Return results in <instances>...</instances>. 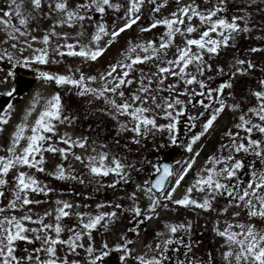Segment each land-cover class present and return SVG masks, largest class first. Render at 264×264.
<instances>
[{"label": "snow or ice", "instance_id": "6c2138e0", "mask_svg": "<svg viewBox=\"0 0 264 264\" xmlns=\"http://www.w3.org/2000/svg\"><path fill=\"white\" fill-rule=\"evenodd\" d=\"M174 3L176 11L163 16L159 14L167 9L169 0H127L126 6L122 0L116 3L113 0H30V10L24 0H8V10L0 8V25L7 37L0 40V44L7 45L0 49V60L12 62L15 59L8 48L21 56L31 50L30 56L23 57L26 66L60 63V60L52 59L53 54L61 58L66 55L77 57L85 63L98 62L117 38L133 26L139 25L141 33L162 27L164 32L158 40L129 41L121 59L109 62L105 71L98 75H86L80 68H69V74L39 71V77L57 88L74 90L78 97L102 100L104 108L100 111L117 125L114 138L117 146L125 134H131L126 137L131 144L140 145L149 136L167 133L171 144L181 143L191 154L190 159L183 162L186 167L179 175L169 164L162 167L153 164L149 179L142 184L136 183L135 189L128 194L130 207L108 202L97 204L95 214L74 212L81 205L57 199L55 208L41 216L34 213L33 208L49 202V194L55 189L38 179L39 174L57 181L95 184V190L99 191L134 183L132 172L139 173L142 168L129 162L127 156L113 152L107 143L95 140L91 148L93 154L78 155L75 149L87 151L89 138L74 139L67 132L60 134L59 126L74 123L61 93L57 91L46 99L38 112L39 97L34 98L21 121L14 126L6 145H0V153H3L0 154V264H109L108 258L113 252L119 253L120 264H264V227H257L256 223L264 225V79L257 81L258 90H250L255 104L245 110L239 102L228 104L225 90L233 88L235 76L248 75L256 68L251 60L235 59L227 74L224 67L217 66V75H229L230 78L216 87L210 83L214 77L208 75L213 72V59H218L222 50L234 48L240 33L251 32V15L238 8L245 14L232 15L229 20V0H215L211 7L203 9L196 0L189 4H183L182 0H174ZM203 3L207 5L211 0H203ZM254 3L256 0H248L249 6ZM145 6L152 16L149 26L142 23ZM45 8L48 19L54 14L58 19L38 40L32 35L30 25L36 19L33 13L44 14ZM109 10L123 12L113 21L111 30L105 19ZM14 19L18 24L13 22ZM194 19L199 20L203 31L192 24ZM118 20L123 24L117 28ZM85 21L94 26L88 44L69 43L66 32H57V28L78 25L81 29L78 35L83 36ZM193 34H198V38H192ZM177 36L184 38L182 45L176 43ZM52 37L64 43L57 44L50 52ZM35 43L44 47H34ZM249 51L257 53L264 49L253 47ZM261 71L264 72V68ZM6 82L0 79V83ZM97 84L99 87L93 86ZM15 91L13 88L0 95L13 97ZM197 104L203 111L187 118L189 131L197 126L200 130L192 133L189 140L180 141L178 125L189 107L195 108ZM17 110L12 103L0 109V133L7 130ZM226 110L240 115L235 117L232 127L222 133L219 147L206 159L204 166L195 170L194 179L182 198L174 199L181 182L193 171L201 155V151H194L193 146L210 134ZM34 113L36 118L29 123ZM158 120L167 123H158ZM45 154L59 155L61 159L52 172L46 168ZM72 161L79 162L83 171L77 172ZM110 175L112 182L105 184V178ZM141 192L149 201L146 207H141L137 195ZM193 193L201 195L202 200L193 198ZM40 197H49V200ZM222 200L226 204L223 214L235 208L238 211L233 214V220L244 214L249 222H225L223 229L217 222L213 230L224 243L215 253L196 256L195 249L200 247V242L192 239L191 221H162V228L154 230L151 241L145 243L146 251L138 253L132 247L135 241L127 233L139 237L142 225L160 219V209L176 205L204 212L221 211L216 206ZM104 208L112 210L102 211ZM17 212H23V215L18 216ZM73 215L76 222L68 225L65 218L71 219ZM121 217L127 218L131 225L126 233L118 237L114 246L104 241L97 247L94 233L112 231V226L120 222ZM65 233L67 238H64ZM28 245L33 246L31 250ZM70 256L76 258L69 259Z\"/></svg>", "mask_w": 264, "mask_h": 264}, {"label": "rangeland", "instance_id": "374dc122", "mask_svg": "<svg viewBox=\"0 0 264 264\" xmlns=\"http://www.w3.org/2000/svg\"><path fill=\"white\" fill-rule=\"evenodd\" d=\"M26 7L30 10V0H24ZM75 2V0H73ZM121 2V0H113V3ZM122 2L127 5V0H122ZM192 0H182L183 4H189ZM196 3L201 5V8L211 7L212 3H215V0H211V3L205 5L203 0H196ZM0 8L8 10V0H0ZM229 11L227 13V18L231 20L232 15H244L245 11L251 15V23L249 27L252 29L249 33H240L237 36L235 41V47H229L222 50V53L218 59H213V72L208 73L214 77L211 81V86L216 87L220 83L227 81L230 77L229 75H217L215 69L217 66L224 67L225 73L229 72V66L234 62L235 59H245L251 60L256 68L249 71L248 75H237L232 79L233 88L225 90V99L228 104L241 103V106L246 110L247 107L255 104V99L251 95L250 90H258L259 84L257 81L259 79H264V72L261 71L264 68V52L252 53L249 51L250 48L256 47L264 49V0H256V3L249 6L248 0H229L228 5ZM238 8H243L245 11H238ZM173 11H176V5L174 0H169V6L166 10H162L163 15H170ZM144 19L142 21L144 26H149L152 22V16L149 13L148 7L145 6L144 10ZM47 8H45V13H33L36 16V19L32 21L30 29H32V35L36 36L39 39L42 38L44 34L47 33L50 26L55 23L58 17L54 14L51 19L46 17ZM121 13H116L112 10H109V13L106 14L105 19L110 26L113 24V21L116 20L117 16L122 15ZM98 16V14H94ZM14 23L18 24V20H13ZM241 26L243 22L241 21ZM123 24L122 20L116 21V27H120ZM192 24L200 28V22L197 19L192 21ZM81 31L77 25L75 28H68L67 26L63 28H57L59 33H67L69 36V43H76L79 41L81 44H88L91 35L94 31V26H90L88 21H85V30L84 35L79 36L78 33ZM200 31H203L200 28ZM164 29L159 27L154 29L149 33H141L140 26H133L132 29L126 30L125 33L121 34L117 40L112 44L108 51L98 60V62L85 63L80 58L65 56L63 58L53 54L52 59L60 60V63H49L47 65H38L33 64L26 66L23 63V57L30 56L31 50H26L21 56L15 50L8 48L9 52H13L15 59L12 62L7 60H0V79H5L6 83H0V94L6 93L13 88L16 89L13 97H8L6 95H0V109L6 107L8 103H12L17 107V112L15 113L11 124L8 126L7 130L4 133H0V145H6L7 139L10 136L11 132L14 130V126L21 121L24 111L30 106L34 101V98L39 97V102L37 105V112L42 109L43 104L46 99L50 98L57 91L61 93L63 103L66 105L67 113L74 117V123L71 126H59V132L63 135L67 132L74 139L82 136H87L89 138V147L85 151L83 149H75L78 155L87 156L93 154L91 148L94 146L93 141L99 143H107L113 152H118L121 156H127L128 161L134 163L137 168H142V171L139 173L133 171L132 177L134 183L128 185H118L115 190L111 188H103L99 191H96L95 184H79L74 181H57L51 176H44L43 174L38 175V179L42 180L44 183L48 184L50 187L55 189V192L50 193V201L42 203L33 208V212L39 215H43L46 211H50L55 208L54 201L57 199H62L69 201L73 204H79L81 207L79 209H74L73 211H89L95 214L96 205L99 203H108L112 204L121 203L125 207L131 206V201L127 199L128 194H130L135 189L136 183H143L144 180L149 179L150 173L153 172L152 165L156 164L154 161H149L147 158L150 155H157L159 160L169 161L172 157L178 158L173 162L174 171L177 175L183 171V162L189 160L191 154H189L181 143L173 145L167 138V133L161 135L157 133L155 137L149 136L146 140L142 141L140 145L129 146L134 150L128 151L124 147L127 136L120 138V145H114V138H116V122L111 120L107 115L103 114L100 110L104 108V103L102 100H92L91 97H78L75 95V91H66L65 88H57L52 83H46L39 77V71H48L51 73L59 74H69L68 69L73 70L80 68L84 71L86 75H98L101 72H104L107 68L109 62H116L121 59V53L128 47V42L139 43L142 41L150 39H159L163 34ZM214 35V34H213ZM260 37V39H257ZM7 37L3 31V25H0V40H4ZM192 38H198V34H193ZM107 39V38H106ZM183 37L177 36L176 43L183 44ZM64 43L63 40H57L56 37H52L51 47L49 51L56 47L57 44ZM34 47H44L41 43H35ZM7 47V45L0 44V49ZM194 47V46H193ZM171 58V53H169ZM19 61V63H17ZM140 68H145L144 65H140ZM13 73L12 76H9L8 73ZM78 76L79 73H76ZM138 75V73H137ZM99 87V85H93ZM70 88L71 86H66ZM136 85H133L135 88ZM73 96V98H71ZM71 98V99H68ZM200 98L197 97V100ZM91 101V102H89ZM247 101V103H245ZM68 102V103H66ZM203 111V109L197 104L195 108L191 106L188 109L185 117L180 121L179 127V139L180 141H187L190 139L192 132L189 131L190 122L188 116H196ZM36 113L30 118L29 123L34 122L36 118ZM240 115L239 112L233 113L231 111H225L218 121L215 123L214 128L210 130V134L201 138L194 146V151H201V155L197 158L196 164L192 172H189L188 176L185 177V180L181 182V186L177 189L174 194V199H180L185 193L186 187L190 185L194 179V172L196 169L204 166L206 159L210 156L209 152L216 150L219 147L221 142L222 133L231 128L235 122V117ZM203 119V118H202ZM158 123H167L165 120H158ZM199 127V126H198ZM200 128L194 132H198ZM115 131V132H113ZM59 137H57V141ZM163 145V147H161ZM63 146V145H59ZM136 146H139L140 149L137 150ZM3 154V153H0ZM47 158L46 168L49 172H52L55 166L61 162L59 155L45 154ZM73 167L77 172L83 171L82 166L79 162L72 161ZM67 162L65 167L67 168ZM174 183V178H171ZM113 177L110 175L105 178L104 183H111ZM141 207H146L149 203L145 195L137 193ZM49 197H40L43 200H49ZM85 197H91V199H85ZM193 198L201 199L202 196L196 193H193ZM6 203V201H5ZM87 204L88 208L83 206ZM110 208H104L102 211H111ZM235 209L230 210L227 214H219L214 211L207 214L203 210L193 209V208H184L176 205H169L168 209H160V219L147 222L145 225L141 226V231L139 237L135 236L132 233H127V235L132 238L135 243L132 246L138 253L146 251L144 245L146 242H150L154 230L162 228V221L170 222H186L191 221L193 225L192 230V239L193 241L200 242V247L195 249L197 257H206L208 252L215 253L216 250L224 243L223 239L218 237L214 232V226L219 222V227L223 229L226 226L225 222L237 223L238 220H233V214ZM16 215H23V212H17ZM65 222L68 225H73L76 222V218L73 215L71 219L65 218ZM134 223V222H133ZM248 223V222H244ZM131 226L129 220L125 217H121L120 222L112 226V231L103 232V230L94 233L96 246L99 247L102 242L107 241L110 246H114L118 242V237L126 233V229ZM257 227H260L258 223ZM143 229H146L143 230ZM67 233L64 234V238H67ZM29 250L32 249V245H28ZM23 255V253H20ZM63 254V253H62ZM119 253L113 252L109 259V264H120L119 262ZM76 257H69V259H74Z\"/></svg>", "mask_w": 264, "mask_h": 264}, {"label": "flooded vegetation", "instance_id": "af4514ba", "mask_svg": "<svg viewBox=\"0 0 264 264\" xmlns=\"http://www.w3.org/2000/svg\"><path fill=\"white\" fill-rule=\"evenodd\" d=\"M199 127L197 126V128H195V129H191V132L192 133H194V131L195 130H197ZM213 151V150H212ZM212 151H210L209 152V155H212L213 154V152ZM216 150H214V152H215ZM226 206V204H225V201H220V203L216 206L217 208H219V209H221V211H214V213L215 212H218L219 214H221V215H223V213H222V209H223V207H225ZM233 209H235V208H231V209H229V211L230 210H233ZM236 211H238L237 209H235ZM229 211H228V213H229ZM235 211V212H236ZM213 211H210V212H206L207 214H209V213H212ZM238 221H240V222H249L248 221V219H247V217L244 215V214H241V216L238 218ZM255 222V221H254ZM257 223V225H258V223L259 222H256ZM260 227H264V225H261L260 224Z\"/></svg>", "mask_w": 264, "mask_h": 264}, {"label": "water", "instance_id": "95a60500", "mask_svg": "<svg viewBox=\"0 0 264 264\" xmlns=\"http://www.w3.org/2000/svg\"><path fill=\"white\" fill-rule=\"evenodd\" d=\"M179 154L176 156V157H172L169 161L167 160H159L158 156L157 155H150L147 159L149 161H154L156 162V164L158 166H163L164 164H169L172 168H173V162L176 161V159L178 158ZM174 170V168H173ZM118 264V263H116Z\"/></svg>", "mask_w": 264, "mask_h": 264}, {"label": "trees", "instance_id": "16d2710c", "mask_svg": "<svg viewBox=\"0 0 264 264\" xmlns=\"http://www.w3.org/2000/svg\"><path fill=\"white\" fill-rule=\"evenodd\" d=\"M62 97H63V96H62ZM71 98H73V96H71ZM71 98L68 97V99H71ZM66 103H68V102H66ZM113 132H115V131H113ZM125 135L127 136V135H129V134H125ZM129 136H130V135H129ZM128 142H129V141H128V139H127V140L125 141V144L128 145V147H127L126 149H127L128 151H132V150H134L133 148H131V146H133V144H131V143L129 142L130 145H131V146H129ZM125 144H124V145H125ZM114 145H115V143H114ZM136 149L139 150L140 147H139V146H136Z\"/></svg>", "mask_w": 264, "mask_h": 264}]
</instances>
